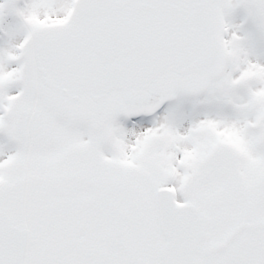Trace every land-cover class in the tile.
Listing matches in <instances>:
<instances>
[{
  "label": "snow or ice",
  "instance_id": "1",
  "mask_svg": "<svg viewBox=\"0 0 264 264\" xmlns=\"http://www.w3.org/2000/svg\"><path fill=\"white\" fill-rule=\"evenodd\" d=\"M0 264H264V0H0Z\"/></svg>",
  "mask_w": 264,
  "mask_h": 264
}]
</instances>
